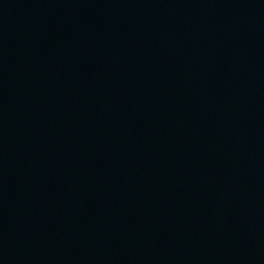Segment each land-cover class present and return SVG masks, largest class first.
<instances>
[{
    "label": "water",
    "instance_id": "1",
    "mask_svg": "<svg viewBox=\"0 0 264 264\" xmlns=\"http://www.w3.org/2000/svg\"><path fill=\"white\" fill-rule=\"evenodd\" d=\"M0 264H264V0H0Z\"/></svg>",
    "mask_w": 264,
    "mask_h": 264
}]
</instances>
